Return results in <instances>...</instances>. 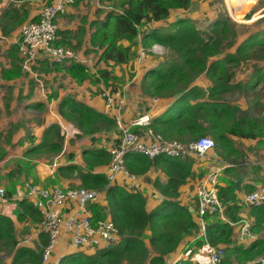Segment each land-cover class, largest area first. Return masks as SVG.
<instances>
[{
	"label": "trees",
	"instance_id": "16d2710c",
	"mask_svg": "<svg viewBox=\"0 0 264 264\" xmlns=\"http://www.w3.org/2000/svg\"><path fill=\"white\" fill-rule=\"evenodd\" d=\"M251 1L253 0H247L248 3ZM123 2L121 11L110 12L98 31L100 45L107 44L104 58L117 63L128 61L130 47L122 48L117 42L121 40L133 42L136 37L156 42L177 57L175 63L171 61L167 66L151 72L154 81L148 92L156 97H166L163 93L167 92V95L175 98L158 119V122L165 127L159 133L164 139L182 143H190L200 137L209 136L214 140L215 147L220 150L219 154L224 159L229 158L230 154H237L227 136L254 139L255 129L258 130L259 124L246 114L238 116L239 109L224 102L222 95L239 92L249 96V92L257 93L255 91L259 84H263L264 87V73L260 70H256L251 81L244 86L239 83L231 84L235 70L246 61H264V32L256 30L255 33L244 38L235 51L224 53L235 45L238 38L234 30L235 25L229 19L215 20L207 33L199 31L188 19L176 18L173 22H169L173 12L188 10L192 0H124ZM21 14L25 15V11L20 13L10 7L5 11L4 16L17 25L26 19ZM1 26H3L2 21ZM143 26L145 31L140 29ZM10 58L13 59L12 55ZM44 68L53 72L61 70L59 64L50 61ZM71 68H74L72 75L78 82L90 77L88 69L83 66L71 65ZM36 70L43 74L41 68ZM202 74L211 81V86L206 91L192 85ZM31 81L34 83L32 78ZM142 89L145 93V80ZM66 102L70 103L69 112L61 111L63 118L77 125L83 131V135L92 134L98 131L99 127H112L116 124V121L95 112L87 105L73 101ZM62 143L63 135L60 127L51 126L44 133L43 141L30 149L29 153L58 154L62 150ZM84 160L88 171L78 172L80 188L105 192L108 215L117 229L119 238L108 248L97 250L91 256L72 254L60 259L58 264H122L123 262L166 264V257L177 249L185 236L192 234L198 227L189 209L177 201L180 187L192 176L193 161L190 158L163 156L149 160L138 153H128L124 156V166L131 175L141 177L151 169H158L166 176L164 183L156 178L152 184L164 199L151 211H146V201L141 193L116 185L106 187L105 175L91 173L95 166L107 165L110 162V157L105 151H88ZM65 169L73 172L77 168L67 166ZM237 189V183L218 188L217 194L225 219H221L218 214L203 216L205 234L202 241L204 244L224 248L225 254L220 264H261L257 258L264 256V206L251 208L250 211L252 217L250 231L259 237L245 247L233 245L232 224H237L241 220L239 217L241 207L235 199ZM247 190L253 191L254 188L249 186ZM6 198L11 197L6 194ZM18 207L19 212L16 216L18 223L30 219L33 222L41 221L38 211L32 205L20 201ZM89 209L93 223L105 219L102 208L98 205L92 203ZM146 230L150 233L151 251L141 239L142 233ZM15 231L14 221L0 216V241L9 243L11 250L17 246ZM44 236L42 232L39 234L42 248L48 243L47 237ZM13 254L11 264L41 263V250L34 252L18 248ZM192 263L199 264L192 261H179L176 264Z\"/></svg>",
	"mask_w": 264,
	"mask_h": 264
},
{
	"label": "crops",
	"instance_id": "0c3cea01",
	"mask_svg": "<svg viewBox=\"0 0 264 264\" xmlns=\"http://www.w3.org/2000/svg\"><path fill=\"white\" fill-rule=\"evenodd\" d=\"M8 1L5 5L0 3V188L4 189L5 195L9 194L12 197L24 187L25 183L42 188H80L81 182L78 178V172L88 171L84 158L87 156L88 151L106 152L105 149L109 143L117 139L120 134L121 128L117 125V121L125 129L138 131L136 128H131V122L137 117L147 114L151 118L150 128L155 133L160 134L159 132L165 127L158 122V119L171 106L175 98L156 97L148 92V88L154 81L151 72L163 67V65H158V62L155 63V57L146 54L148 51L153 53L150 48L156 45V42L142 40L141 37H136L133 42L121 40L117 42V45L122 48L130 47L129 60L117 63L114 60L106 59L103 54L107 44L100 45L98 31L111 11L103 5L104 0H71L66 5L64 14L56 18L57 37L55 45L72 49L75 52L76 59L66 60L64 63L59 64L61 66L60 71L53 72V70H45L44 68L49 63L46 55H39L37 68L42 69L45 90L36 91L31 78L21 72L18 48L16 49V47H18L20 41L21 26L29 21H37L42 8L50 0ZM106 1L109 4L110 1L113 2L114 0ZM10 7L20 13L25 11V15H21H24L26 19L21 24L16 25L4 16L5 11ZM181 11L173 12L169 22H173L176 18L186 19L178 15L185 12ZM1 21L3 26H1ZM261 23L257 25L256 30L264 32V21ZM240 43L241 41L235 42L231 51L226 52L235 51ZM144 48L145 58L139 59V53ZM11 51L12 53H10ZM11 55L13 59L10 58ZM5 57H7V62L2 61ZM71 65L85 67L88 69L90 77L78 82L73 78L74 68H71ZM241 67L242 65L235 70L231 84L239 83L244 86L251 81L254 73L245 83L235 81L236 73L239 72ZM69 69L71 70L69 71ZM259 70L264 73V69ZM144 80L145 93L142 89ZM192 85L206 91L211 86V81L205 74H202ZM255 92L257 93L249 92V96L239 92L225 93L222 95V100L231 106L237 107L239 109L238 116L246 114L251 117L246 113L248 110H242V107L245 106L242 105L241 100L245 101L246 99L249 101L251 109L258 112L262 102L256 99V96L264 94L263 84H259ZM105 93L110 94L113 100L109 107H107ZM66 101L87 105L95 112L104 114L116 121V124L112 127H99L98 131L83 135V131L77 125L63 118L61 111L64 113L69 112L70 103ZM261 115L256 119L253 116L251 117L259 124L258 130L255 129L256 137L254 139L227 136L237 154H230L229 158L224 159L219 154L220 150L215 147L203 157H198L195 154H189L186 157L193 161L192 176L185 185L180 187L177 201L189 209L198 227L192 234L185 236L177 249L166 257V264H176L179 261L199 263L206 260L205 244L202 241L204 239L201 237L200 231L203 220L197 212L196 192L198 186L206 180L210 173L217 172L218 188L226 187L228 184H238L235 199L241 207L239 212L240 222L245 219L252 221L251 208L244 203V196L251 192L247 190V187L251 186L255 190L264 185V160L262 161V155L264 154V113ZM66 123H68L67 127H70L71 131L68 130L69 133L67 132L65 136V138H68L67 142L62 143V150L57 156L44 154L40 155L42 157H38L29 153L30 149L43 141V135L49 127L61 124L66 130ZM68 143L72 146V149H69L65 156L64 154L69 146ZM255 154H258L259 158L256 159ZM234 156H237V158ZM53 164H56V166H53ZM67 166H74L77 169L69 172L65 169ZM107 167L108 164L95 166L91 173L104 175ZM156 178L161 183L166 181V176L158 169H151L146 175L139 176L136 181L138 190L134 192L141 193L145 198L146 211H151L164 199L159 191L152 186ZM127 183L130 182L123 177H119L116 186L124 187L123 185ZM25 202L32 205L30 200ZM18 204L19 202L12 201L2 203L0 198V216L14 221L17 239V246L1 264H11L13 253L18 248L34 252L43 249L39 238L41 233L40 222H33L30 219L18 223L16 220L19 212ZM93 204L101 207L105 219L111 221L104 191H99L97 200ZM90 205H87L89 213ZM70 208L68 207L64 212L71 213ZM240 222L232 225L234 229L232 240L233 245L245 247L253 241H241L239 239L238 228ZM19 229L24 232L22 238L18 237ZM143 234L145 235L143 241L148 250L151 251L150 233L146 230ZM254 235L256 238L259 237L257 234ZM118 238L119 236L117 240ZM59 245L62 249L59 248L54 252V260L52 259L50 264H57L60 259L65 257L64 254L67 250V256L82 252L71 247L68 239L60 241ZM83 253L91 256L95 251H85ZM23 264L30 263L25 262Z\"/></svg>",
	"mask_w": 264,
	"mask_h": 264
},
{
	"label": "built area",
	"instance_id": "2783aa9c",
	"mask_svg": "<svg viewBox=\"0 0 264 264\" xmlns=\"http://www.w3.org/2000/svg\"><path fill=\"white\" fill-rule=\"evenodd\" d=\"M228 1L238 7H241L244 3L243 0ZM257 1L259 0H254L253 5ZM69 2L71 0H50L42 8L37 21H29L20 28V41L18 43L20 69L23 74L37 83H40L39 78L42 76L36 70L39 55L44 54L48 61L57 64L76 59L75 52L72 49L55 45L57 37L56 18L64 14L65 7ZM231 10L234 12L235 8L232 7ZM230 18L234 19L231 11ZM156 47L153 46L155 53L158 52ZM105 95L107 107H109L113 100L110 94L105 93ZM150 122L151 118L147 114L137 117L130 124L131 128L138 130L134 131L125 129L117 121V125L121 128L120 134L105 149L110 157L107 171L104 174L107 181L106 187L116 185L118 178L123 177L130 182L124 184V188L131 191L138 190L136 184L138 177L131 175L124 166L123 159L128 153H138L146 156L149 160L161 156L184 159L189 154L203 157L209 150L215 148L214 140L208 136L200 137L190 143L164 139L163 136L155 133L150 128ZM53 166H56V164H53ZM98 193L97 190L85 188H42L25 183L21 190H18L10 199H7L4 189L0 188L2 203L30 200L32 206L38 211L41 217L40 231L46 235L48 240L47 245L42 249L40 264L48 263L54 248L64 239L69 240L71 247L82 252L106 249L117 240V229L110 220L104 219L94 223L91 221L87 205L97 200ZM217 193V172H214L210 173L197 188V212L201 218L206 214H218L221 219H224ZM244 203L249 208L264 206V185L247 193L244 196ZM68 207H71V213L67 214L64 210ZM251 222L247 219L240 222L238 237L241 241H254L256 239V236L250 231ZM200 231L201 237L204 238V221ZM204 252L206 261L199 262V264H220L225 254L222 246H211L209 244H205ZM260 262L264 264V256L263 259H260Z\"/></svg>",
	"mask_w": 264,
	"mask_h": 264
},
{
	"label": "rangeland",
	"instance_id": "374dc122",
	"mask_svg": "<svg viewBox=\"0 0 264 264\" xmlns=\"http://www.w3.org/2000/svg\"><path fill=\"white\" fill-rule=\"evenodd\" d=\"M103 1V0H102ZM124 0H114L113 2L110 1L108 4L106 0L103 1V5L112 12L119 13L121 11V3ZM193 2L191 3V6L188 11H185L183 13L178 14L181 17H184L192 22V24L201 32L207 33L209 31V28L215 20L221 18V19H229V21L235 25L234 30L238 34V40L236 42L242 41L244 38L248 37L249 35L253 34L256 32V27L259 23H263L264 21V0H259L253 5L254 0L251 2H247V0H243L244 3L241 7L236 6V4L232 3L231 1L228 0H192ZM9 1L8 0H0V3L4 5L7 4ZM229 2V4H228ZM250 6V7H249ZM232 7L235 8V11L233 12L231 9ZM245 8V9H244ZM250 9V10H249ZM230 11L232 12V16L234 19L230 18ZM248 11V12H247ZM261 11V12H260ZM182 12V11H181ZM260 12V13H259ZM259 13V14H257ZM27 23V22H26ZM261 23V24H262ZM144 26L141 27L140 29L144 30ZM145 31V30H144ZM150 42V41H149ZM154 45V44H153ZM156 50L158 51L157 53L154 52L153 46L150 48L152 49L153 53L150 51L146 52L149 55L155 57V63L158 62V65H163L167 66L168 63L171 61L175 63L177 60V57L171 53L169 50L165 49L158 43H156ZM226 51H231V48L225 50ZM145 58V48L141 50L139 53V59ZM2 61L7 62V57L3 58ZM259 69H264V61H258V60H251V61H246L244 64H242V67L240 68L239 72L236 73L235 81H240L241 83H245L249 77L254 73L256 70ZM40 74V73H39ZM40 76V75H39ZM43 76V74H42ZM40 76L39 80L40 83H37L34 81V88L36 91H43L45 90V85H44V78ZM167 98H171L170 95H167V92L163 93ZM256 99H259L260 102H262L260 107L258 108V112L254 111L251 109L252 107L250 106L249 101L245 99V101H242V105L245 107H242V110H248L246 113L249 114L251 117L253 116L255 119L261 117L264 113V94L257 95ZM48 114V113H47ZM58 124V123H57ZM66 123V130L64 127L59 124V127L61 129V134L63 135V142H67V132L71 131L70 127H67ZM69 130V131H68ZM209 137V136H208ZM212 138V137H211ZM69 144V143H68ZM69 149H72V146L69 144V146L66 149L65 156L67 151ZM46 154L45 152L37 154L38 157H42L40 155ZM48 155H56L57 154H49ZM256 159L259 158L258 154H255ZM262 161L264 160V154L262 155ZM249 160L248 158H246ZM40 228V227H39ZM24 236V232L19 229L18 230V237L22 238ZM141 239L145 240V235L142 233ZM61 245L59 243L56 245L54 250L52 251V255L48 261V264L51 263V260H54V252L59 249ZM38 250V249H37ZM40 250H38L39 252ZM12 252L10 248V244L5 242V241H0V264L4 261L6 256H8ZM192 252V251H191ZM76 254L83 255V252H78ZM193 254V252H192ZM68 255V250L64 254L65 257ZM85 255V254H84ZM196 259V258H194ZM198 259V258H197ZM260 259H263V256H259L257 258V261L260 262ZM206 260L202 261L205 262ZM6 262V261H5ZM261 263V262H260ZM122 264H129V263H122ZM251 264V263H247ZM262 264V263H261Z\"/></svg>",
	"mask_w": 264,
	"mask_h": 264
},
{
	"label": "bare ground",
	"instance_id": "6f19581e",
	"mask_svg": "<svg viewBox=\"0 0 264 264\" xmlns=\"http://www.w3.org/2000/svg\"><path fill=\"white\" fill-rule=\"evenodd\" d=\"M250 7V6H249ZM245 9V8H244Z\"/></svg>",
	"mask_w": 264,
	"mask_h": 264
}]
</instances>
